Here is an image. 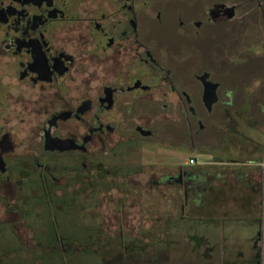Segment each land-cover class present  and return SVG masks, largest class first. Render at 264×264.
Instances as JSON below:
<instances>
[{
	"label": "flooded vegetation",
	"instance_id": "af4514ba",
	"mask_svg": "<svg viewBox=\"0 0 264 264\" xmlns=\"http://www.w3.org/2000/svg\"><path fill=\"white\" fill-rule=\"evenodd\" d=\"M168 20L183 40L172 55L154 32ZM246 21L257 24L248 39L255 51L237 53L264 58V0H0V264L7 254L55 264L78 253L99 264L98 248L71 253L63 234L81 220L79 188L124 163L135 169L126 180L139 202L146 188L167 201L171 213L159 208L158 219L175 216L177 198L183 210L189 191L202 187L201 161L176 164L171 150L219 162L224 139L254 117H242L224 86L222 49L206 67L184 44L211 26ZM143 149L155 151L147 166ZM114 156L120 164H109ZM92 199L102 205L96 192Z\"/></svg>",
	"mask_w": 264,
	"mask_h": 264
},
{
	"label": "crops",
	"instance_id": "0c3cea01",
	"mask_svg": "<svg viewBox=\"0 0 264 264\" xmlns=\"http://www.w3.org/2000/svg\"><path fill=\"white\" fill-rule=\"evenodd\" d=\"M260 122L249 125L262 137L240 126L239 136L224 139L221 161L207 156L196 167L202 187L189 191L184 209L177 204L172 217L186 241L178 253L190 261L177 257L175 264H264V118Z\"/></svg>",
	"mask_w": 264,
	"mask_h": 264
},
{
	"label": "trees",
	"instance_id": "16d2710c",
	"mask_svg": "<svg viewBox=\"0 0 264 264\" xmlns=\"http://www.w3.org/2000/svg\"><path fill=\"white\" fill-rule=\"evenodd\" d=\"M247 108V103L244 102L243 105H241V109L246 111ZM245 113L249 115L248 111ZM117 162L120 164L119 161ZM117 162L115 164H117ZM118 166H120V170L124 167L123 171L114 170L111 171L112 173L110 174L102 172L101 175L103 177L98 185L88 182L77 191L76 197H79L82 204L79 205V218L81 215V220H77L76 224L78 226H74L75 223L67 226L69 230L65 229L63 234L65 239L69 237L71 242L68 243L70 252L73 253L79 249L82 251L83 248L88 250L90 246L98 248L101 251L100 264H175L177 257H180V263H183L188 259V256H185V253L179 254L178 251L182 249L181 247L186 241H184L185 237L179 238V231L176 229L177 222L175 223V219H170L168 216H163L159 219L155 216L159 208H161V215H169L168 213H171L167 210L169 207L163 204L167 201L162 199L161 204L163 206L158 204L154 206L152 202L147 201H152L154 198H157V195L148 192L146 189V192H148L146 193L148 195L147 199H144V204L139 202L136 198V194L128 190L130 184L126 180L129 175H132L135 169L127 171L125 163L124 166ZM100 173L99 171V174ZM122 177L125 178V182H123ZM94 192L97 193L98 199L103 196H108L112 192H117L119 195L118 203L112 204V201V203L110 202L107 204H112L114 206L116 214H111L114 218H112L110 214H103L100 210V204L93 203L94 201L92 198ZM175 192L176 191H173V193ZM151 195L154 196L151 197ZM109 200H111V198H109ZM177 200L178 201L171 204L172 206L170 208L179 211L180 209L176 205L179 202V198H177ZM151 206L154 208V215H152L154 219L150 218L148 221L153 220V224L149 225L147 230H145L144 226L141 227L144 222L141 221L143 216L138 217V214L151 212L149 209ZM124 208L126 211L131 210L133 212L131 218H124ZM156 208H158V210H156ZM134 215L137 220L134 218ZM108 217L110 218L108 219ZM179 229H181V227H179ZM111 230L113 232H111ZM147 232L149 233L145 236ZM146 237H148L151 242H146ZM179 243H181V246H179ZM166 245L169 247L166 252V257L159 261L155 260L153 252L160 248V246L164 248ZM169 253L172 254V258ZM34 257L35 254H15L13 256L7 254L2 257L1 264H32L30 259ZM188 261L190 260L188 259ZM94 262L93 259L89 261L90 264H94ZM56 263H58V261Z\"/></svg>",
	"mask_w": 264,
	"mask_h": 264
},
{
	"label": "rangeland",
	"instance_id": "374dc122",
	"mask_svg": "<svg viewBox=\"0 0 264 264\" xmlns=\"http://www.w3.org/2000/svg\"><path fill=\"white\" fill-rule=\"evenodd\" d=\"M239 17V14H238ZM160 30L158 29L156 32L159 34L157 36V45L160 46V48L168 52L169 54H173L176 48H180L181 44L183 42L182 40V35L173 32V26L172 23H170V20H168ZM254 25H257L255 22L251 21H246L244 23L240 24H234V23H227L224 24V27H209L208 29H205V36L204 38H201V40L194 41L193 44L186 45L184 44V50L189 52L191 49V53L193 54L192 56L189 57L190 60L195 62L197 65H205L206 67H209L214 60V54H216L217 50L222 49L223 55H224V70L222 72V79L224 81V86L229 88L232 92L235 93V99L236 101L235 106L239 107V105H243L244 102L247 103V109L248 114L253 117L252 122H248L244 119L241 120L245 121L243 122V127L242 129H245L246 133H254L257 136H261L260 131H257L255 129H252L250 127V123H261L260 121L262 118H264V109L261 110L260 105L264 106V58L261 55H257L254 57L251 55V59L248 60L246 59V54L242 53H237L238 51H242L243 49H250V54L254 52L250 45L252 44V41H249L248 39H251L250 37H253V32L254 30ZM246 41H248L246 43ZM246 43V44H245ZM245 44V45H244ZM163 45V46H162ZM255 45L258 46V42H255ZM192 48H188V47ZM242 46V47H241ZM164 47V48H163ZM241 47V48H239ZM254 47V45H253ZM237 48H239L237 50ZM186 51V52H187ZM250 58V57H248ZM245 59L243 61H240L237 64H233L234 61ZM234 60L231 62V66H228L229 61ZM172 61V58L170 59ZM230 64V63H229ZM216 76V75H215ZM262 83V84H261ZM246 111H243L241 109V115L242 117H248ZM245 113V114H244ZM261 118V119H259ZM258 120V121H257ZM264 123V122H263ZM244 132V133H245ZM262 137V136H261ZM263 140V139H262ZM149 147V146H146ZM142 151V150H141ZM162 151V150H161ZM163 152H165L163 150ZM184 152L181 151V149H173L171 150L172 156L178 157V160L176 161V164H181L183 160L189 159L190 156H194L198 161H204L207 157H204L198 151L196 150H190L189 152H185L187 155H183ZM142 156L145 159V164L149 165L152 161L148 162V160H153V157H155V151L154 149L150 150L146 149L142 151ZM115 157V156H114ZM123 158V157H122ZM121 158V159H122ZM156 158V157H155ZM125 159V158H124ZM119 158L115 157L114 160H111L109 164H115ZM146 173V170H145ZM144 177H146L144 175ZM143 180V179H142ZM146 180V179H145ZM140 181H134L132 188H138ZM146 185V184H145ZM146 187V186H145ZM147 189V188H146ZM148 193V192H146ZM146 195V198H145ZM142 195L141 198L147 199V194ZM103 196V195H101ZM154 195H151V197ZM102 205L100 207V210L103 214H116L114 210V206L112 204L118 203V198L119 195L117 192H112L108 196H103L100 197ZM111 198L114 200H110L111 205H107V200ZM146 201V200H145ZM147 202H152L154 206L156 204L160 205L161 201L157 200V198H154L152 201H147ZM146 204V203H145ZM151 212H145L146 217L143 218L141 221H144L141 227H145V230L149 227V225L153 224L152 221H148V219L153 218L152 215H154V208L151 206L150 208ZM158 210V208H156ZM113 212V213H112ZM130 214V215H125L124 218H131L132 211H126L124 208V213L123 214ZM112 218H114L113 215H111ZM110 217H108L109 219ZM137 220V218H135ZM154 219V218H153ZM147 232L145 236L148 234ZM152 238V237H151ZM147 240L146 242H151L148 237H146ZM62 260V263H56V264H90L89 259H97V255H88L83 253H78L77 255H71V254H66ZM38 264H52L48 263L46 260H41L40 263ZM100 264V263H99Z\"/></svg>",
	"mask_w": 264,
	"mask_h": 264
},
{
	"label": "built area",
	"instance_id": "2783aa9c",
	"mask_svg": "<svg viewBox=\"0 0 264 264\" xmlns=\"http://www.w3.org/2000/svg\"><path fill=\"white\" fill-rule=\"evenodd\" d=\"M194 163H195V159H193V158H190L187 161V164H189V165H193Z\"/></svg>",
	"mask_w": 264,
	"mask_h": 264
},
{
	"label": "water",
	"instance_id": "95a60500",
	"mask_svg": "<svg viewBox=\"0 0 264 264\" xmlns=\"http://www.w3.org/2000/svg\"><path fill=\"white\" fill-rule=\"evenodd\" d=\"M205 95H206V90H205Z\"/></svg>",
	"mask_w": 264,
	"mask_h": 264
}]
</instances>
